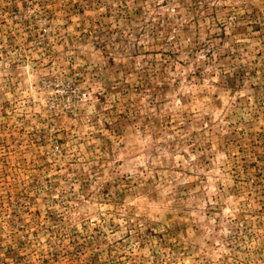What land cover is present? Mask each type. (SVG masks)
<instances>
[{
	"label": "rangeland",
	"instance_id": "1",
	"mask_svg": "<svg viewBox=\"0 0 264 264\" xmlns=\"http://www.w3.org/2000/svg\"><path fill=\"white\" fill-rule=\"evenodd\" d=\"M0 264H264V0H0Z\"/></svg>",
	"mask_w": 264,
	"mask_h": 264
}]
</instances>
